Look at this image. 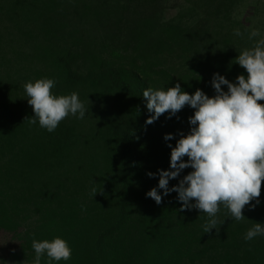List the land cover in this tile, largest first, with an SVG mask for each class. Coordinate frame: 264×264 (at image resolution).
<instances>
[{"label":"trees","instance_id":"obj_1","mask_svg":"<svg viewBox=\"0 0 264 264\" xmlns=\"http://www.w3.org/2000/svg\"><path fill=\"white\" fill-rule=\"evenodd\" d=\"M228 1L234 2L219 0L218 5ZM116 4L121 2L0 0L6 10L0 13V32L2 19L14 17L9 21V31L13 32L12 40L16 38L24 45L20 53L26 58L25 64L33 67L38 62L40 74L47 72L58 90L75 92L79 98L89 92L91 99L87 100L85 115L92 118L76 117L77 121L65 123L66 118L55 131L48 132L38 121L29 122L34 113L25 90L11 89L15 94L8 89L0 91V203H5V209H0L8 218L14 213L12 203L16 209L21 203H39L42 213L34 230L27 228L22 249L26 254L25 243L33 238L59 237L71 247V259L50 262L45 254L41 264H192L198 260L199 264H210L209 258L201 259L208 254L231 264H264V235L244 239L255 223L264 224V185L259 203L253 200L244 208L245 219L236 221L221 206L216 229L208 233L204 232L206 214L195 208L180 211L178 194L164 196L158 188L159 171L172 170L169 145L175 147L182 134L190 133L189 117L195 110L185 106L175 116L169 118L165 113L148 125L146 120L153 113L148 112L142 93L155 87L145 73L114 66L110 61L113 56L109 55L113 53L111 47L96 61L110 63L108 68H88L85 74L72 59L74 51L69 48L68 37L75 31L79 33V45L86 41L84 50L94 56L90 47L98 50L96 43L103 40V35L117 32L123 17L125 31L131 37L125 41L127 46L143 41L145 63L154 65L160 44L155 43L154 36L144 41L145 30L154 18L131 11L128 4V8L112 12ZM165 25L170 27L171 23ZM165 30L154 35L161 37ZM173 39L177 45L202 40L178 33ZM207 45L209 53H215L211 54L213 59L200 61L189 55L186 59H191L190 67L173 81L189 94L200 89L212 97L215 90L204 81V75L212 81L219 73L235 82L242 68L235 63L236 51L226 49L223 53L215 40ZM205 47L197 48L205 52ZM219 54L228 56L221 58ZM25 83L24 78L18 81L22 89ZM166 134H172L173 139L166 141ZM191 171L182 170L169 181V188ZM149 172L156 175L149 177ZM154 187L162 195L159 205L146 195Z\"/></svg>","mask_w":264,"mask_h":264},{"label":"clouds","instance_id":"obj_2","mask_svg":"<svg viewBox=\"0 0 264 264\" xmlns=\"http://www.w3.org/2000/svg\"><path fill=\"white\" fill-rule=\"evenodd\" d=\"M235 35L242 33L237 29ZM260 35L258 29H253L248 39ZM235 61L247 75H238L235 82H230L219 73L214 74L211 86L215 95L212 97L200 89L189 94L179 83L166 90L148 88L142 93L148 112L153 113L146 120L148 125L165 113H169V118L175 116L185 106L195 110L189 117L190 133L182 134L175 147L169 145L172 170L159 171L158 188L163 190L164 196L170 192L178 194L180 211L195 208L206 214L205 233L216 229L221 206L236 221L245 219L244 208L253 200L259 203L264 185V38L242 50ZM55 84L50 78L24 84L27 102L34 113L29 122L36 124L38 121L48 132L55 131L69 115L83 119L86 112L77 93L54 94ZM164 139L168 141L173 136L166 134ZM186 168L192 171L178 185L169 188V181ZM147 175L154 177L156 174L149 172ZM92 194H97L95 188ZM146 195L156 204L162 203V195L156 187ZM260 235H264V224L255 223L244 239L250 241ZM31 246L35 253L33 264H41L45 254L50 262L68 261L72 256L68 242L59 237L52 240L33 238Z\"/></svg>","mask_w":264,"mask_h":264},{"label":"rangeland","instance_id":"obj_3","mask_svg":"<svg viewBox=\"0 0 264 264\" xmlns=\"http://www.w3.org/2000/svg\"><path fill=\"white\" fill-rule=\"evenodd\" d=\"M110 1V0H109ZM117 3L116 8L111 9L112 12L121 8H128L135 13H144L149 17L154 18L150 24L151 26L145 30V40L155 37V43L160 44L158 53L155 54L153 63L149 65L145 63L143 55L144 44L143 41L131 42L128 47L127 41L131 39L129 33H127L126 22L123 17L119 29L112 34L103 35V40L96 43L95 50L93 47L92 52L94 56H90L83 46L81 41L77 39L79 34L77 31L72 36H69V48L72 49V59L82 69V73H88V68L93 67H111L110 63L98 61L99 56H103L108 47L113 49V53L109 54L113 56L110 60L116 67L124 66L132 69H136L140 73H145L151 80L156 89H164L167 87L175 86L174 79H179L181 74L190 67L191 59H186L189 55L192 58H196L200 61H206V59H213L209 53L208 43L220 44L222 52L236 51L237 54L245 48L253 47L256 40L264 38V0H234L225 2L222 5H218L219 0H113ZM236 1V2H235ZM4 7L0 6V13L6 11ZM2 19V18H1ZM119 19V18H118ZM14 17H8V20L2 19V29L6 27V30L0 32V91L8 89L10 94H15L11 89L15 91L24 92V88H20L18 81H22L23 78L29 82H34L37 79L48 78L47 72L43 75L40 74V64L35 63V66L31 67L25 64L26 58L20 53L24 49L23 43L18 39H13V32L9 31V21H13ZM17 19L15 18V22ZM166 21V22H165ZM171 23L168 27L165 24ZM192 24V25H191ZM188 25L193 26L189 27ZM162 28L168 29L163 32L161 37L155 36L154 32H160ZM239 29L242 33L241 36L235 35V30ZM258 29L261 33L259 37L248 39V34L251 30ZM176 33L181 36H192L201 41L197 43L190 42V40L181 42L180 45L174 43V36ZM219 33V35L213 40L212 36ZM149 36V37H147ZM213 41V42H212ZM87 44V42H86ZM207 46L204 50L197 48L198 46ZM162 46V47H161ZM198 54H195V51ZM84 51V52H83ZM191 52V54H190ZM221 58H226L228 55L219 54ZM96 56V57H95ZM106 56V55H104ZM148 57V56H146ZM94 62L95 66H93ZM101 62L103 63L101 65ZM168 64V65H166ZM163 65H166L163 67ZM180 65L181 69L177 66ZM29 68L28 71H26ZM99 70V69H95ZM245 70L240 71V75L244 74ZM205 82H210V79L203 76ZM55 87L52 92L56 95H68L71 92L66 90H58ZM79 98L80 101L88 106L87 100L91 101L89 92ZM26 95V100H27ZM92 104V102H89ZM264 103V102H262ZM87 111V110H86ZM92 118L91 115H85L84 119ZM85 120L82 122L85 123ZM77 121L75 116L69 115L65 120V123ZM5 203H0V208L5 209ZM50 203H46L49 205ZM53 204V203H51ZM10 209L14 210V213H10L8 218H5L3 210L0 209V264H33L35 253L32 248V241L25 243L27 252L25 254L22 249L23 239L27 228L31 227L33 230L37 226L36 222L42 218V213L39 212V203H21L18 209L13 207V203ZM223 257V256H220ZM209 258V260L207 259ZM29 259V261H28ZM205 261H211L210 264H231L226 260L222 262L221 258L209 254L201 258ZM224 259L226 257L224 256ZM207 261V262H208ZM192 264H199V260ZM205 264V263H204Z\"/></svg>","mask_w":264,"mask_h":264}]
</instances>
